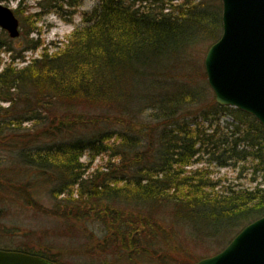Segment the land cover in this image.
Segmentation results:
<instances>
[{
    "label": "trees",
    "instance_id": "trees-1",
    "mask_svg": "<svg viewBox=\"0 0 264 264\" xmlns=\"http://www.w3.org/2000/svg\"><path fill=\"white\" fill-rule=\"evenodd\" d=\"M24 1L14 12L28 38L39 14L25 15ZM64 1L38 5L64 16ZM221 35V0H99L56 51L18 68L20 53L0 70V168L2 152L24 168L32 183L11 190L35 210L70 228L103 225L100 240L83 233L90 264H196L264 216V127L218 105L195 59ZM2 49L13 50L0 41ZM99 156L107 162L93 167ZM202 161L251 170L250 183L192 168ZM34 187L53 208L43 209ZM34 248L16 251L66 264L51 246Z\"/></svg>",
    "mask_w": 264,
    "mask_h": 264
},
{
    "label": "rangeland",
    "instance_id": "rangeland-1",
    "mask_svg": "<svg viewBox=\"0 0 264 264\" xmlns=\"http://www.w3.org/2000/svg\"><path fill=\"white\" fill-rule=\"evenodd\" d=\"M2 3L10 6L13 10H16L20 6V0ZM39 3H43V0H25L22 2V10H26L25 15L29 13L39 14L36 24L38 30L31 33L28 38L25 30L21 26V21L20 33L22 35L20 34L18 38L12 39L7 31L0 28V41L10 45L11 49H13L11 53L6 52L4 49L0 50V70L6 65L13 63L12 57L20 53H22L21 56L23 55L24 58L22 60H15V65L18 68L27 65L28 61L39 57L46 48H49L50 52L56 51V46L65 42L68 36L77 27L82 25L83 15L92 12L98 7L99 0H79L78 6L76 7L68 6L65 0L62 4L64 16H61L54 10L42 9L38 5ZM32 39L39 42L42 46L36 51H24L23 45L27 43V40ZM210 44L203 43L198 48V52H195V59L201 66L204 65L205 56ZM200 68L202 69V67ZM202 79L206 83L208 82L207 76L206 78L202 77ZM212 95L214 96L213 91ZM3 105L7 106V104ZM233 121V117L228 115L222 118L221 123L224 126ZM1 156L4 161H1L2 167L0 169H2V172H0V178L6 182V186L0 191V250L15 251L25 244H32L35 250H39L43 246H51L52 250L50 253L52 256L55 255L63 263L90 264L91 261L84 260V257H82L87 243V238H83V233L86 237L90 233H93L95 238L100 240L106 235L103 225L99 221L94 220L85 223H76L75 221L74 228H70L57 220V217L47 215L43 211L35 210L25 201L20 200L11 188H16L20 183L24 185L26 183L31 184L32 182H29V179L25 177L26 174H21L24 168H20L11 162L10 153L2 152ZM89 160V155H85L82 157L81 162L88 163ZM107 160V156H99L95 159L93 167L104 166ZM201 165H207L213 177L224 178L227 184L248 186L250 183L251 170L244 171L240 174L239 168L235 170L231 167L220 168L215 163L212 164L203 161L201 164L194 165L192 168L195 169ZM37 188L34 187L32 190L35 191L34 197L39 198L43 209L53 208L54 201L49 195L43 193L45 191H39ZM61 232L63 234L57 237Z\"/></svg>",
    "mask_w": 264,
    "mask_h": 264
},
{
    "label": "water",
    "instance_id": "water-1",
    "mask_svg": "<svg viewBox=\"0 0 264 264\" xmlns=\"http://www.w3.org/2000/svg\"><path fill=\"white\" fill-rule=\"evenodd\" d=\"M222 35L205 56L207 80L221 107L253 116L264 127V0H222ZM0 28L20 36L14 10L0 3ZM0 264H53L0 250ZM196 264H264V216L245 226L220 252Z\"/></svg>",
    "mask_w": 264,
    "mask_h": 264
}]
</instances>
